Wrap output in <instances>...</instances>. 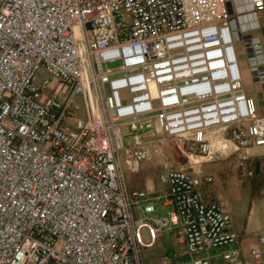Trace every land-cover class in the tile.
I'll list each match as a JSON object with an SVG mask.
<instances>
[{"label": "built area", "instance_id": "obj_1", "mask_svg": "<svg viewBox=\"0 0 264 264\" xmlns=\"http://www.w3.org/2000/svg\"><path fill=\"white\" fill-rule=\"evenodd\" d=\"M264 0H0V264H147L140 250L176 233L158 264H264L204 178L166 168L160 191L121 169L148 144L179 141L195 162L264 146ZM85 113H73L76 98Z\"/></svg>", "mask_w": 264, "mask_h": 264}, {"label": "rangeland", "instance_id": "obj_2", "mask_svg": "<svg viewBox=\"0 0 264 264\" xmlns=\"http://www.w3.org/2000/svg\"><path fill=\"white\" fill-rule=\"evenodd\" d=\"M260 17L263 18L264 13H262ZM236 48L243 67V79L245 88L247 89V87L251 84V76L248 68L249 54L246 51L243 42L236 43ZM72 111L78 116L84 115L85 106L82 96H78L76 98L75 108H73ZM178 143L179 141L176 139H167L164 140L163 143H149V158L143 162L139 171H131L125 163L126 156H122L121 169L127 185L129 187L131 185L130 188H142L143 185L149 187V185L153 183L157 184L158 188L161 189L163 186L160 183L159 177L162 173H164L166 168L171 166V163L175 166H183L185 169L194 172L202 178L206 176H213L217 181L220 177H222V175L218 174L217 168H231L233 170V174H237L238 178L241 180L247 177L254 180V184L246 181L244 185L237 189H234L233 187L229 188V194L231 197L234 199L238 198L240 201L238 205H235L232 221L238 223V225H241L242 223L245 225L248 221L249 224H252L255 228L253 234H260V231L264 230V206L263 203L258 200L260 197L259 193L262 189H264V172L259 177L255 176V164L257 159L255 157L249 158L247 156H231L215 162L198 163L191 160V163H188V158L178 149ZM132 185L135 186L133 187ZM158 247L159 246L141 249L140 253L143 261L147 254L156 252Z\"/></svg>", "mask_w": 264, "mask_h": 264}, {"label": "crops", "instance_id": "obj_3", "mask_svg": "<svg viewBox=\"0 0 264 264\" xmlns=\"http://www.w3.org/2000/svg\"><path fill=\"white\" fill-rule=\"evenodd\" d=\"M264 17L262 18L263 23ZM264 27V23H263ZM261 38L264 45V28L261 32ZM247 92L250 96L254 97L258 103L259 111L264 115V85L252 82L247 87ZM247 157H255L257 159L255 164V176L259 177L264 172V146L260 148H254L250 149ZM257 164H259V173L256 172ZM218 174L222 175V177L219 178L217 181L215 177L213 182L210 184H207L205 186V194L207 196V199L213 202H218L222 204L232 215L234 212L235 205H238L240 202L238 198H232L229 194L230 189L234 188L237 189L240 186L244 185L246 181L251 182L254 184V180L252 178H244L240 179L238 178L237 174H233V170L231 168L229 169H222L217 168ZM224 171V172H221ZM228 171V173H227ZM133 187L135 185H132ZM163 186V185H162ZM131 187V185H130ZM142 188H148L151 190H157L160 191L161 189L158 188L157 184H150L149 187L146 185H143ZM134 189H137V187H134ZM259 200L263 203L264 206V189L259 193ZM232 228L240 235V242L241 246L244 249V251L247 253L251 248L258 245L259 237L263 234L264 230L260 231V234H253L254 233V227L252 224H249L247 221L245 225L243 223L241 225H238L236 222H232ZM159 246L157 251L154 253H149L145 256L144 261L147 264H158L160 261V258L164 254H176L179 255L184 250V244H182L177 236L176 233L174 234H165L164 236H161L157 243L153 246L156 247ZM152 247V248H153ZM213 264H225L220 258H216L213 261Z\"/></svg>", "mask_w": 264, "mask_h": 264}, {"label": "water", "instance_id": "obj_4", "mask_svg": "<svg viewBox=\"0 0 264 264\" xmlns=\"http://www.w3.org/2000/svg\"><path fill=\"white\" fill-rule=\"evenodd\" d=\"M256 172L259 173V164H257Z\"/></svg>", "mask_w": 264, "mask_h": 264}]
</instances>
